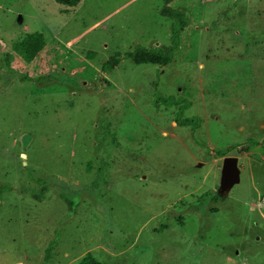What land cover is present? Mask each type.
I'll return each instance as SVG.
<instances>
[{
  "label": "rangeland",
  "instance_id": "obj_1",
  "mask_svg": "<svg viewBox=\"0 0 264 264\" xmlns=\"http://www.w3.org/2000/svg\"><path fill=\"white\" fill-rule=\"evenodd\" d=\"M163 2L0 0V264H264V0H171V61L123 57L168 45Z\"/></svg>",
  "mask_w": 264,
  "mask_h": 264
},
{
  "label": "trees",
  "instance_id": "obj_2",
  "mask_svg": "<svg viewBox=\"0 0 264 264\" xmlns=\"http://www.w3.org/2000/svg\"><path fill=\"white\" fill-rule=\"evenodd\" d=\"M57 4L65 5L67 7L75 6L80 0H54ZM171 0H164L161 8L159 9V14L167 17L170 20L169 24V37L168 45L162 47H149L145 48L142 46H136L133 50L127 51L123 54V57L130 58L137 64H158L165 65L171 61L172 54L178 48L179 35L182 31L186 18L180 10H175L169 6ZM44 46L43 35L39 32H32L26 34L22 39L13 43V48L17 53L26 61L31 62L42 50ZM118 62L117 58L111 61L103 62L101 64V70L107 71L112 68ZM170 98V97H168ZM185 106H179L178 112L176 114L175 122L180 126H190L192 129L196 128L199 119L196 117L194 119H182V109ZM236 145H231L230 148H234ZM243 150L245 147L242 148ZM225 150H215L214 154L216 156H223ZM36 199H39L38 194H33ZM218 195L214 196V199H218ZM68 203H70L68 201ZM49 245L45 248L44 256L41 264L47 263L50 254ZM76 264H99L89 252L85 253L84 256Z\"/></svg>",
  "mask_w": 264,
  "mask_h": 264
},
{
  "label": "water",
  "instance_id": "obj_3",
  "mask_svg": "<svg viewBox=\"0 0 264 264\" xmlns=\"http://www.w3.org/2000/svg\"><path fill=\"white\" fill-rule=\"evenodd\" d=\"M238 182L239 169L237 167V157L234 155L224 156L221 161L217 194L226 196L230 188Z\"/></svg>",
  "mask_w": 264,
  "mask_h": 264
}]
</instances>
